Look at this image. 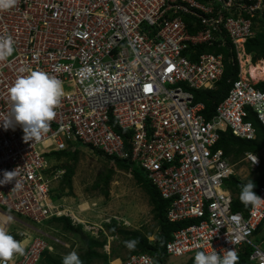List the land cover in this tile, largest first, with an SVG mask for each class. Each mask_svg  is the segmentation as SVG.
I'll list each match as a JSON object with an SVG mask.
<instances>
[{"label": "built area", "instance_id": "obj_1", "mask_svg": "<svg viewBox=\"0 0 264 264\" xmlns=\"http://www.w3.org/2000/svg\"><path fill=\"white\" fill-rule=\"evenodd\" d=\"M258 19L264 20V0H17L0 10V39L11 37L14 47L0 62V179L15 173L0 184L3 225L8 229L11 222L5 214L36 228L66 216L49 196L51 183L63 175L52 170L50 157L77 143L137 167L168 202L167 222L187 223L166 243V259L185 257L195 264L198 251L222 256L247 246L249 262L264 264L262 244L252 241L264 219V200L234 213L233 196L224 187L231 176L241 180L236 165L253 174L259 159L245 153L231 164L215 149L227 130L255 140L248 110L264 129V88L256 87L264 79L255 82L241 68L244 44L260 29ZM226 43L238 63V80L206 120L192 91L215 89L222 56L196 50ZM32 71L60 79L65 95L48 131L25 140L20 125L2 123L12 118L11 86ZM257 195L264 199V187ZM14 222L23 225L11 235L24 251L8 264H39L44 251L52 253L43 234ZM107 264L156 263L137 253Z\"/></svg>", "mask_w": 264, "mask_h": 264}, {"label": "rangeland", "instance_id": "obj_2", "mask_svg": "<svg viewBox=\"0 0 264 264\" xmlns=\"http://www.w3.org/2000/svg\"><path fill=\"white\" fill-rule=\"evenodd\" d=\"M246 57H248L250 64H252L250 56ZM75 146L78 152L75 162L69 158L57 160L54 156L50 157L51 160L53 159V171H63L64 168L68 167L73 169L71 194L68 193L65 181L59 179L58 182L51 183L49 196L50 199L53 198L52 196H56L58 205L62 206L61 208L66 216L75 225H82L81 232L75 234L66 233L60 229V226L53 223H43L36 228L13 214H5L3 210L6 216L11 217V222L7 223V230L9 234L21 231L23 225L14 222L15 220L26 225L28 224V226L35 228V230L43 234V238L49 246L52 245V254H56L62 258L73 251L77 252L79 257H81L86 250L85 239L88 235L99 242L105 241L103 249L97 250L100 254L109 256V260L123 259L130 254L131 250L129 247H123V239L121 237L110 236L104 229L103 224L114 219L118 223L119 228L126 231H139L143 234L150 233L151 237H149V241L153 240L158 235L159 230L152 217V207L149 199L136 184L129 172L119 169L115 163L96 155L86 147L79 146L77 143H75ZM73 151L70 149L69 153L72 154ZM229 159L230 162L234 161L233 156H230ZM237 162L235 161V163ZM245 167L243 164L234 167L243 182H247L251 178V174L248 173ZM136 169L142 176L141 171L137 167ZM110 170L112 171L111 178L107 185H103V179ZM105 192L107 193L106 195ZM83 204L87 206L82 210L80 207ZM1 220L4 221L3 219ZM2 221H0L1 224ZM262 225L256 231L252 241L255 244H262L264 248V241L263 243H259L260 240L264 239V224ZM99 233H102V235ZM28 234L35 236V232L33 231ZM52 239L59 240L61 245L57 244L54 246L51 241ZM184 263L185 257L170 258L163 261V264ZM92 264H103V262L95 260Z\"/></svg>", "mask_w": 264, "mask_h": 264}, {"label": "trees", "instance_id": "obj_3", "mask_svg": "<svg viewBox=\"0 0 264 264\" xmlns=\"http://www.w3.org/2000/svg\"><path fill=\"white\" fill-rule=\"evenodd\" d=\"M258 23L261 24L260 29L255 32L253 38L248 39L244 44V53L247 56H250L251 63L255 64L257 61L264 62V20H259ZM229 44L226 43L224 46H213L212 48L200 47L196 50V54L200 53H210L214 55L222 56V64H223V73L219 82H217L214 90L209 91H192L195 104L204 105L203 111L201 115L204 116L206 120H210L211 117L215 113V109L228 94L232 84L238 80L239 67L238 63L235 59V55L228 47ZM195 60V57H192ZM258 89L264 88V82L258 83L256 86ZM248 121H250L256 132L255 140L253 141H244L238 138H235L231 135V133L227 130L219 134V140L215 146V149H219L223 152L224 157L229 159L230 156H233L234 161L229 162L234 164L235 161H239L243 154L252 153L259 159L260 167L259 169L251 174V180L255 187L253 191L257 194L260 188L264 187V129L261 127V124L255 118V115L248 110ZM79 146L81 144H78ZM83 146V145H81ZM94 152L96 155L108 159L110 162L115 163V165L122 169L123 171L129 172L134 178L136 184L142 189L143 193L148 197L149 203L152 207L153 220L158 227V235L154 238L152 243L149 242L148 238L151 237V234H143L139 231H126L122 228H119L116 220L112 219L108 223L103 224L104 229L108 232L110 236H119L123 239L122 245L123 247H129L131 250L130 254L143 253L151 256L156 264H163V261L166 260V256L164 254V247L168 241L171 240L172 234L185 227L187 223H176L171 224L166 220V211L168 208V202L163 200L156 188L151 184L150 181L147 180L146 176L142 173V176L138 173L135 166L132 164L120 161L115 158H106L101 152L96 151L88 146H83ZM77 148L75 146L74 151L69 153L68 151L53 153L51 156H54L55 159H63L69 158L70 160H76ZM112 171L110 170L107 175H105L103 179V185H107L111 178ZM73 177V169L72 168H64L62 181H65L66 187L68 189V193L71 194L72 186L71 179ZM248 180V181H249ZM239 180L238 178L231 176L228 180L225 181L224 187L227 189L233 196V201L231 205V210L234 213L239 212H247L250 204L245 205L239 199L240 192L242 190V185L248 183ZM107 193L105 192V195ZM52 202H57V197L52 196ZM59 198V197H58ZM55 224L60 226V229L66 233H79L82 230V225H75L69 217L61 216L59 218H52L47 222V224ZM264 224V219L256 229V231ZM263 226V225H262ZM254 232V235L256 234ZM103 233V232H102ZM102 233H99L102 235ZM264 239L260 240L259 243H262ZM129 242H134L132 246H130ZM86 250L83 255L80 257L82 264H92L95 260H101L103 264H107L109 261V256L105 254H100L97 250H102L105 246V241L99 242L97 239L90 237L87 235L85 239ZM252 253V248L244 247L237 254L236 264H251L249 262V256ZM63 258L56 255L44 251L39 264H62ZM185 264H192L191 261L186 262Z\"/></svg>", "mask_w": 264, "mask_h": 264}, {"label": "clouds", "instance_id": "obj_4", "mask_svg": "<svg viewBox=\"0 0 264 264\" xmlns=\"http://www.w3.org/2000/svg\"><path fill=\"white\" fill-rule=\"evenodd\" d=\"M17 0H0V10H7L14 7ZM14 51L11 37L0 39V62L6 61ZM65 92L62 81L43 71H32L26 76L18 77L9 90L12 104L11 119L2 123L8 128L20 125L24 132V139H39L49 128V122L56 116V109L61 103ZM257 158L253 157V163ZM14 172H7L0 184L14 178ZM19 187V185H17ZM255 184L249 180L242 185L239 199L245 205L258 204L262 200L254 191ZM58 203V202H55ZM11 217H8V221ZM6 223V222H5ZM130 246L134 242H129ZM24 249L19 241L9 234L7 228L0 224V264H8L15 254H22ZM237 254L234 250H225L224 255L218 254L215 250L206 254L198 251L195 254V264H236ZM62 264H82L77 252L73 251L63 257Z\"/></svg>", "mask_w": 264, "mask_h": 264}, {"label": "bare ground", "instance_id": "obj_5", "mask_svg": "<svg viewBox=\"0 0 264 264\" xmlns=\"http://www.w3.org/2000/svg\"><path fill=\"white\" fill-rule=\"evenodd\" d=\"M241 68L243 72L248 74L254 81L263 80L264 78V62L262 61L252 65L250 64L248 57H244L241 59ZM86 206L87 205L83 204L80 208L83 210Z\"/></svg>", "mask_w": 264, "mask_h": 264}, {"label": "crops", "instance_id": "obj_6", "mask_svg": "<svg viewBox=\"0 0 264 264\" xmlns=\"http://www.w3.org/2000/svg\"><path fill=\"white\" fill-rule=\"evenodd\" d=\"M1 219H3L4 221H2ZM0 221H2V224H5L6 219H4V217L2 216V214L0 213ZM1 224V223H0ZM263 243V242H262Z\"/></svg>", "mask_w": 264, "mask_h": 264}, {"label": "flooded vegetation", "instance_id": "obj_7", "mask_svg": "<svg viewBox=\"0 0 264 264\" xmlns=\"http://www.w3.org/2000/svg\"><path fill=\"white\" fill-rule=\"evenodd\" d=\"M246 74V73H245ZM248 75V74H247ZM251 78V77H250ZM251 80H252V78H251Z\"/></svg>", "mask_w": 264, "mask_h": 264}]
</instances>
